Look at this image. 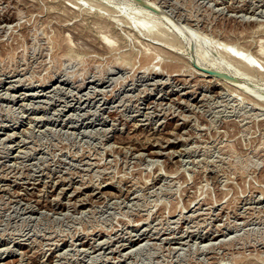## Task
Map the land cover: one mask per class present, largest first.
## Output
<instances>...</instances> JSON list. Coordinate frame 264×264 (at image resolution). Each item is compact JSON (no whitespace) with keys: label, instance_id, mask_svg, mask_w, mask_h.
I'll return each mask as SVG.
<instances>
[{"label":"rangeland","instance_id":"374dc122","mask_svg":"<svg viewBox=\"0 0 264 264\" xmlns=\"http://www.w3.org/2000/svg\"><path fill=\"white\" fill-rule=\"evenodd\" d=\"M263 104L264 0H0V264H264Z\"/></svg>","mask_w":264,"mask_h":264},{"label":"bare ground","instance_id":"6f19581e","mask_svg":"<svg viewBox=\"0 0 264 264\" xmlns=\"http://www.w3.org/2000/svg\"><path fill=\"white\" fill-rule=\"evenodd\" d=\"M74 1V0H73ZM106 6V5H105ZM135 9V8H134ZM136 10V9H135ZM137 12V11H136ZM136 14V13H135ZM143 17L142 16H140L142 19H140V17H139V19H138V17L136 18V20L138 19V20H141V21H138V22H136V24L139 26V28L140 29H143V30H145L146 32H149V33H151L150 32V30H147V29H145V26H144V24H145V22H146V20H149V18H150V12H148V10H145V12H143ZM149 14V15H148ZM53 18V17H52ZM57 20V19H56ZM102 20H104V19H102ZM102 22V21H101ZM104 22V21H103ZM106 24V23H105ZM103 25V24H102ZM137 25H135V26H137ZM112 27V26H111ZM105 28V27H104ZM107 28V27H106ZM263 28V27H262ZM258 30V29H257ZM153 32V31H152ZM154 34V33H153ZM172 38V37H171ZM170 38V39H171ZM173 39L175 40V39H177V40H179V38H178V36H173ZM167 40V39H165V40H163L164 42H165V44L167 43V42H169V43H173V41L174 40ZM244 39V38H243ZM55 41V40H54ZM56 42V41H55ZM196 43H197V45L199 46V47H205V44L207 43V41L206 40H203V39H199V38H196ZM246 43V42H245ZM56 44H57V42H56ZM160 45V44H159ZM59 46V45H58ZM61 46V45H60ZM166 46V45H165ZM222 46V45H221ZM167 47V46H166ZM224 49H225V45L223 44V46H222ZM262 47V46H261ZM162 50H165L164 52H166V50H169L168 51V53L171 55V56H169L167 59L168 60H170V61H175V60H177L178 61V59H177V57H178V54L177 53H175L177 56H175V54L173 55V53H171V49H166L164 46H162ZM218 48H220V50L219 51H222L221 49V47H217V49ZM30 49V48H29ZM217 49H214V50H217ZM261 49V48H260ZM160 50V49H159ZM218 51V52H219ZM69 52V51H68ZM101 52H103V51H101ZM175 52V51H174ZM224 52V51H223ZM225 52H226V50H225ZM240 52V51H239ZM238 51H236L235 52V54H233V53H228V54H230L231 56H232V63L235 65V68L233 67L232 69H230L228 66H231V65H226V63L224 64L223 62H222V59L220 60L219 58V60L218 59H214L211 55V57L208 55H206L207 53H205V51L202 53V54H197V55H195V56H190V59H189V61H192V60H194V62H196L197 63V65H201V66H204V67H202L203 68V70L205 69V70H207L206 72H208L209 74H210V72H212V71H215V72H218V73H221V74H229V76L230 77H232V79L231 78H229V77H225V78H227L226 80H228V79H230V82H232L231 84H233L234 85V83H238V82H241L240 81V79H241V77L244 75V76H246V74L248 73V74H254V75H256L257 73H259V72H261L260 70H259V68H258V65L253 61V60H250V59H248V58H246V57H243L240 53H239ZM248 52V51H247ZM259 52H261V51H259ZM31 53V52H30ZM107 53V52H106ZM167 53V52H166ZM258 53V52H257ZM262 53H263V51H262ZM260 54V55H263V54ZM226 54V53H225ZM259 54V53H258ZM257 54V55H258ZM162 55H164L163 53H162ZM227 55V54H226ZM70 56V55H69ZM72 56H73V54H72ZM161 56V55H160ZM165 56H168V55H165ZM230 56V57H231ZM71 57V56H70ZM69 57V58H70ZM74 57V56H73ZM215 57V56H214ZM76 58V57H75ZM160 58V57H159ZM179 58V57H178ZM213 58V59H212ZM8 59V58H7ZM65 59V58H64ZM68 59V58H67ZM11 60V59H10ZM129 60V59H128ZM181 60V59H180ZM74 62V61H73ZM25 63V62H24ZM115 63V62H114ZM127 63H128V61H127ZM172 63V62H171ZM126 64V63H125ZM116 65V64H115ZM122 65H123V63H122ZM121 66V65H120ZM119 66V67H120ZM147 66H149V65H147ZM169 66V65H168ZM170 66H172L171 64H170ZM169 66V67H170ZM189 67H191V66H193V67H191L190 69H194L195 67H194V65H188ZM122 67V66H121ZM124 67V66H123ZM232 67V66H231ZM118 68V67H117ZM125 68V67H124ZM197 68V67H196ZM200 68V67H199ZM121 69V68H120ZM148 69V68H147ZM13 71V70H12ZM24 71V70H23ZM201 70H199L198 72H195L194 70L192 71V72H195V73H198V75L201 77V78H211V79H213V77H211L210 75H208L207 73H205L204 71H201ZM55 72V71H54ZM32 73V72H31ZM110 73V72H109ZM194 73V74H195ZM243 74V75H242ZM262 74V73H261ZM259 75V74H258ZM224 76V75H223ZM50 78V77H49ZM53 79V78H52ZM215 79V78H214ZM30 81V80H29ZM218 81V80H217ZM219 81H221V80H219ZM235 81V82H234ZM227 82V81H226ZM229 82V83H230ZM40 83V82H39ZM46 83V82H45ZM224 83V82H223ZM227 85L226 86H228V83H226ZM232 85V86H233ZM45 86V85H44ZM241 86V85H240ZM42 87V86H41ZM256 93V92H255ZM242 94V93H241ZM258 96H261V94H257ZM251 100V99H250ZM254 101V100H253ZM252 101V102H253ZM255 105H257V104H255ZM264 105V104H263ZM156 141V140H155ZM122 142V141H121ZM161 156H162V154H161ZM158 161V160H157ZM135 182V181H134ZM108 183V182H107ZM135 184V183H134ZM260 198V197H259ZM46 207V206H45ZM200 209V208H199ZM203 214V213H202ZM196 216V215H195ZM167 224V223H166ZM207 238V237H206ZM209 238H211V237H209ZM208 238V239H209ZM216 237H214L213 239H215ZM206 240V239H205ZM103 241V240H102ZM143 242V241H142ZM132 245L131 246H136V245H139L140 246V241H139V239L138 240H135V241H132V243H131ZM86 253V252H85ZM255 259V258H254Z\"/></svg>","mask_w":264,"mask_h":264},{"label":"water","instance_id":"95a60500","mask_svg":"<svg viewBox=\"0 0 264 264\" xmlns=\"http://www.w3.org/2000/svg\"><path fill=\"white\" fill-rule=\"evenodd\" d=\"M210 74L216 77L225 78L223 75L216 73V72H210Z\"/></svg>","mask_w":264,"mask_h":264}]
</instances>
